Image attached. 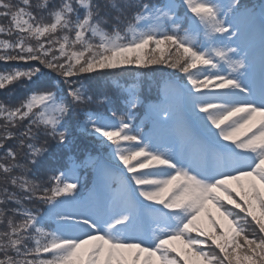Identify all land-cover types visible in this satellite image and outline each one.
I'll return each mask as SVG.
<instances>
[{"label": "snow or ice", "instance_id": "obj_1", "mask_svg": "<svg viewBox=\"0 0 264 264\" xmlns=\"http://www.w3.org/2000/svg\"><path fill=\"white\" fill-rule=\"evenodd\" d=\"M164 68L122 109L83 84ZM0 91V264H264V0H0Z\"/></svg>", "mask_w": 264, "mask_h": 264}, {"label": "trees", "instance_id": "obj_2", "mask_svg": "<svg viewBox=\"0 0 264 264\" xmlns=\"http://www.w3.org/2000/svg\"><path fill=\"white\" fill-rule=\"evenodd\" d=\"M33 2L35 3L37 0H33ZM39 2H43V0H39ZM98 2L104 4L105 0H98ZM116 2L119 3L120 0H116ZM153 2H161V0H153ZM244 2L258 4L260 0H244ZM169 71V69L164 68L157 72H146L139 80H136L133 75L129 73H120L113 76H93L92 78H86L83 84L94 97L107 96L112 101V106L114 108L122 109L123 95L121 88L117 86L118 84L123 87L136 85L140 88L145 102H153L159 95L158 92L162 84H164L166 74ZM15 95L19 97L21 92L18 90ZM4 98L5 94L0 91V99ZM90 108L93 111L102 110V108L96 104L91 105ZM144 113V107H140L137 110V116L139 117L137 123L140 122V119H143ZM76 114V112L73 113V121L75 120ZM74 135V143L68 147H60L53 140H48V143L44 145V139L41 137V139L37 141V146L44 145L47 148V152L40 157L36 166L30 165V167H32V172L29 173V176H34L37 180L46 182L50 175L54 174L56 170L61 169L68 163L69 157L81 159L86 152H91L94 155L100 153L99 145L93 143V138H81L79 133H75ZM21 162L25 161L22 160ZM80 182L84 188L90 187L92 182L91 172L82 170Z\"/></svg>", "mask_w": 264, "mask_h": 264}]
</instances>
